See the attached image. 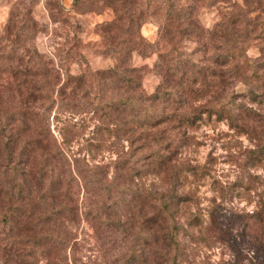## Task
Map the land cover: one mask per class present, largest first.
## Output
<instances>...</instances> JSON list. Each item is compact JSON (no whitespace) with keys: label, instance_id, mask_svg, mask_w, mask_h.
<instances>
[{"label":"rangeland","instance_id":"rangeland-1","mask_svg":"<svg viewBox=\"0 0 264 264\" xmlns=\"http://www.w3.org/2000/svg\"><path fill=\"white\" fill-rule=\"evenodd\" d=\"M73 1H53L51 8L53 11L59 10L58 6L64 9L60 19L67 22L63 30L59 26L64 34L57 41L64 44L67 33L72 38L76 34L81 41L76 50L81 51L90 69L106 70L112 66V60L104 54L107 44L101 25L116 20L117 13L104 9L99 13L78 15L76 10L74 12ZM251 2L254 4L252 8L258 9V30L251 34L250 40L241 43L243 51L235 50V53L243 55L246 52L254 65L260 68L259 75L264 77V0H240L243 7ZM48 3L50 0H0V51H31L33 41H26L22 50L11 44L17 25L19 29L23 27L22 24H27V27L35 25V46L44 56V62L46 60L59 73L60 87L65 72L54 55V29L58 23L54 24L53 21L58 17L52 16ZM217 5L221 6L222 3L218 2ZM217 5L203 10L202 26L205 31L214 33L218 29L216 25L222 18ZM77 24L80 30L74 33L75 29L71 30L70 27ZM120 24L125 25V22ZM10 25L13 27H8ZM46 29L48 32H45ZM152 31L151 25L143 29L144 35L149 37ZM15 33L18 34V31ZM23 34L24 31L19 37L30 39ZM220 42L215 40V43H211L208 40L207 49L201 48L206 52L203 56L208 60L207 67H214L217 71L223 68L212 62L217 61L224 51L216 50ZM197 47L195 42H188L185 53L194 54L200 50ZM168 50L170 48L166 45L159 53L168 54L171 52ZM157 58V54L146 59L135 56L133 64L151 68ZM1 65L4 70L7 61ZM67 65L65 69H69L71 75L85 68L81 59L69 60ZM50 73L52 77L56 75ZM16 80L14 75L2 72L0 91L9 93ZM225 80L230 89L227 100L232 96L233 102L226 103L227 100L224 102L220 99V79L209 77L208 81L213 85L209 91L213 92L201 102L194 101L190 105L194 109L204 107L202 114H195L198 118L193 123L190 122L188 127L180 126L178 121L163 123L157 129L138 134L133 146L127 136L122 135L125 126L119 124L115 127L111 122L94 116L95 108L102 101H109L112 92L104 94L95 91L85 100L91 110L79 114L64 109L57 111L55 108L48 123H45L43 116L41 118L44 111L41 103H38L40 111L34 121L35 128L27 136L23 134L20 137L19 149H22L25 140L35 137V133L41 139L45 127L50 126L52 139L56 140L52 143L53 150L60 149L67 157L85 160L91 167H101L106 172L104 177H98L103 182L101 184L84 173V177L79 176L78 179L74 168L66 166L79 183L56 200V204L58 202L61 207L65 206L57 217L56 227V234L61 236L63 233L64 240L57 247L50 243L47 236L49 231L41 229V240L46 245L47 253L45 257H39V264H128L138 228L134 226V232L123 236L116 223L130 221L135 216L147 235L156 231L158 217L155 208L157 202L152 197L154 194L163 195L166 202L179 197L174 199L178 207L172 210L176 223L184 228L178 236L183 254L179 264H264V153H257L253 159L250 153L264 148V95L261 90L252 95L249 90L251 86L247 84L260 83L262 86L264 81L249 80L244 76L227 77ZM144 86L148 93H152L157 79L150 75ZM42 94L53 96L54 89L47 86ZM118 94L113 93V98ZM158 108L162 110V107ZM224 110L235 115L237 124L239 122L245 130L240 131L226 118L219 117L218 111L221 114ZM56 112L58 114L54 118ZM184 113V109L172 108L173 115ZM102 126L106 128L102 129ZM43 139L39 147L46 144L47 138L43 136ZM166 149L172 153L170 164L160 170L162 166L158 165L154 154ZM50 161L46 168L47 175L57 178L60 170L65 168L57 165L53 159ZM193 166L199 169L197 176H191L188 172ZM31 196L35 198L34 194ZM69 200L76 205L77 211L70 210ZM14 238L15 235L7 227L0 225V264H19L30 260L32 242L24 241L21 237L15 238L19 239L15 241ZM149 240L152 242V239ZM152 247L146 252L147 264H166L152 253Z\"/></svg>","mask_w":264,"mask_h":264},{"label":"trees","instance_id":"trees-1","mask_svg":"<svg viewBox=\"0 0 264 264\" xmlns=\"http://www.w3.org/2000/svg\"><path fill=\"white\" fill-rule=\"evenodd\" d=\"M53 1L50 0L48 8L52 16L58 17L53 21L54 24L58 23V27L54 29V55L65 72V79L60 87L59 73L54 71V67H51L50 63L47 64L46 60L44 62V56L35 46V25L27 27V24H22L23 27L20 29L17 25L13 32L15 38L11 44L22 50L26 41H33L31 51H0V74L8 72L17 79L9 93L0 91V225L7 227L15 238L21 237L24 241L32 242L30 260L26 263L21 261L19 264H39V257L46 255V245L41 240L43 237L41 229L49 231L47 236L50 243L57 247L62 245L64 235L63 233L61 236L57 235L56 227L57 217L65 206L61 207L58 202L56 204V200L64 195L66 190L72 191L73 185H78V179L83 173L101 184L103 182H100L98 177L102 178L106 173L101 167H91L85 160L67 157L60 149L53 150L52 143L56 140L52 139L50 126L45 127L43 136L47 141L44 146L39 147L44 140L43 136L38 139L35 133V137L25 140L24 146L19 149L20 137H23V134L24 137L27 136L35 128L34 121L38 118L37 112L40 111L38 103H41L44 111L41 118L43 116L45 123H48L55 108L57 111L64 109L79 114L91 110L90 104L85 103V100L95 94V91L99 90L98 93L104 94L112 92L109 101H102L95 108L94 116L111 122L115 127L119 124L125 126L122 135L127 136L133 146L138 134L157 129L163 123L178 121L183 127H188L190 122L193 123L198 118L195 114H202L204 107L194 109L190 108V105L194 104V101L201 102L213 92L209 91L213 89L212 83L208 81L209 77L220 79V99L224 102L230 90L225 83L227 77L232 79L244 76L249 80L264 81V77L259 75L260 68L254 65L246 52L243 55L235 53V50L243 51L241 43L250 40L251 34L258 30L256 22L258 9L252 8L253 2L243 7L240 0H216L215 3L214 0H74L73 9L78 15L99 13L104 9L117 13L116 20L101 25L107 44L104 54L112 60V66L106 70L92 71L81 51L76 50L81 43L76 34H73L72 38L67 33L64 36V44L57 41L62 38L64 33H61V28L63 30L67 22L66 19H60L64 9L58 6L59 10L53 11L51 8L54 5ZM218 2L222 5H217ZM216 5L219 6L217 10L222 20L216 25L218 29L211 33L204 30L202 15L203 10ZM260 12L262 14V11ZM121 22H125V25H121ZM147 25L153 26L150 37L143 33ZM70 29H75L76 33L78 29L80 30V25L77 24ZM15 31H18V34ZM22 31L23 35L30 39L24 36L20 38L19 34L21 35ZM208 40L211 43H215V40L221 41L216 50L224 51L217 61L212 63H218L223 70L217 71L214 67H207L208 60L203 56L206 52L201 48L207 49ZM188 42H195L197 49L200 50L194 54L185 53ZM166 45L171 52L159 53ZM152 54H157L158 58L151 68L133 64L135 56L146 59ZM197 55L200 57H196ZM80 59L85 68L80 73L71 75L69 69H65L68 66L67 61ZM6 61V68L2 70L1 63ZM50 71L56 75L52 77ZM150 75L157 79V86L152 93H148L144 86ZM247 84L251 86L249 90L252 95L258 90L264 95V83L262 86L260 83ZM47 86L54 89L53 96L42 94ZM115 92H119V99V94L113 98ZM231 99L232 96L226 103L233 102ZM159 106L162 107L161 111ZM174 106L177 109H184L185 113L173 115ZM190 110L191 112H187ZM219 111L217 113L219 117L226 118L234 128L245 130L239 122L237 124L235 115L225 110L220 114ZM57 114L56 112L54 118ZM250 153L253 159L257 153L263 154L264 148ZM154 155L158 165L162 166L160 168L157 165L160 170L170 164L172 153L168 149L160 150ZM51 159L65 168L60 170L57 178H49L47 175L46 168L49 167ZM66 166L69 169L74 168V174L78 179L72 170L66 169ZM188 172L191 176H197L199 169L193 166ZM32 194L35 198H32ZM152 197L153 201L157 202L156 231L147 235L138 225L140 223L135 216L130 221L116 223L123 236L134 232V226L137 225L138 228L128 264H147L146 252L151 245L152 253L164 263L179 264L183 254L178 236L184 228L176 223L172 213L173 208L178 207L176 200L179 197L172 198L169 202L164 200L163 195L154 194ZM67 203L71 211L74 209L77 211L71 200ZM132 204L136 206L133 202ZM15 238L13 240H19ZM149 239H152V242ZM140 241L142 243H139Z\"/></svg>","mask_w":264,"mask_h":264}]
</instances>
